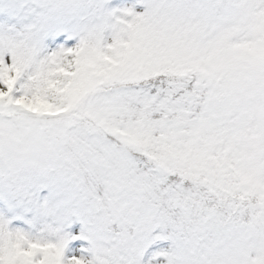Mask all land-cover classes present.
Instances as JSON below:
<instances>
[{"label": "snow or ice", "instance_id": "snow-or-ice-1", "mask_svg": "<svg viewBox=\"0 0 264 264\" xmlns=\"http://www.w3.org/2000/svg\"><path fill=\"white\" fill-rule=\"evenodd\" d=\"M0 264H264V0H0Z\"/></svg>", "mask_w": 264, "mask_h": 264}]
</instances>
